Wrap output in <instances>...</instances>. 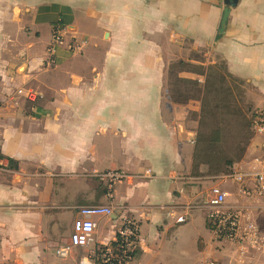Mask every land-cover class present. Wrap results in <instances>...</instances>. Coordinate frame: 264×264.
Masks as SVG:
<instances>
[{"label":"crops","instance_id":"crops-1","mask_svg":"<svg viewBox=\"0 0 264 264\" xmlns=\"http://www.w3.org/2000/svg\"><path fill=\"white\" fill-rule=\"evenodd\" d=\"M218 65L264 109V0H0V264H80L115 245L123 216L140 225L135 264H264V196L197 160ZM261 145L254 131L233 172ZM108 171L127 178L110 189L98 177ZM217 186L258 248L214 239ZM93 206L114 210L96 219V244L59 259L78 210Z\"/></svg>","mask_w":264,"mask_h":264},{"label":"built area","instance_id":"built-area-1","mask_svg":"<svg viewBox=\"0 0 264 264\" xmlns=\"http://www.w3.org/2000/svg\"><path fill=\"white\" fill-rule=\"evenodd\" d=\"M54 43L63 44L62 36L56 33ZM17 95L25 97L29 101L38 99L34 91L18 90ZM253 131L262 136L261 156L257 157L251 168L245 171L233 172L223 175L222 179L240 185V191L247 197L264 196V109L255 113L252 122ZM0 170H2L0 166ZM145 175L152 172L147 170ZM101 181L108 182L110 189L127 178L124 172L108 171L98 174ZM252 186V187H250ZM254 186V187H253ZM227 193L220 186L211 190L206 204L210 209L208 222L210 230L217 242H236L248 244L258 248L261 238L257 228L247 222L243 225V215L240 211L227 208ZM114 215L110 206L84 207L78 210V218L73 223V231L69 242L56 250L59 259H67L76 248H89L96 244L97 218H109ZM121 225L116 233L115 245L106 249L97 246L92 249L90 258H84L80 264H135V255L140 243V225L130 216L121 218ZM185 218H179L178 222H184ZM207 264H216L213 261Z\"/></svg>","mask_w":264,"mask_h":264},{"label":"rangeland","instance_id":"rangeland-1","mask_svg":"<svg viewBox=\"0 0 264 264\" xmlns=\"http://www.w3.org/2000/svg\"><path fill=\"white\" fill-rule=\"evenodd\" d=\"M217 69L210 76L209 93L201 116L199 150L202 149V156L198 161L200 164L209 163L212 175L221 177L228 175L218 173L221 170L227 172V160H233L236 164L243 157L253 137L255 113L251 101L245 97L243 83L225 75L223 66L218 65Z\"/></svg>","mask_w":264,"mask_h":264},{"label":"trees","instance_id":"trees-1","mask_svg":"<svg viewBox=\"0 0 264 264\" xmlns=\"http://www.w3.org/2000/svg\"><path fill=\"white\" fill-rule=\"evenodd\" d=\"M185 64L184 63H180V64H177V66H184ZM208 84H207V86L205 87V96H204V99H203V108H202V112L204 111V105H205V99H206V96H207V94L209 93V88H208ZM202 120V119H201ZM200 126H201V123H200ZM201 137H200V139H199V134H198V140H197V160H199L200 161V157L202 156V149H200L199 150V142L201 143ZM244 155H245V151L243 152V157H244ZM243 157L241 156L240 158H239V160H238V162H240L242 159H243ZM199 161H198V163H199ZM235 162L233 161V160H227L226 162H225V166L226 167H228L229 169L227 170V172L225 171V170H221V171H218V173H220V172H222V173H227V174H229V173H231L232 172V168H233V166L235 165L234 164ZM200 164V163H199ZM207 165L208 167H209V171H210V174H213V171H212V169H211V165L209 164V163H204V165ZM227 169V168H226ZM215 173H217V172H215ZM221 173V174H222Z\"/></svg>","mask_w":264,"mask_h":264},{"label":"water","instance_id":"water-1","mask_svg":"<svg viewBox=\"0 0 264 264\" xmlns=\"http://www.w3.org/2000/svg\"><path fill=\"white\" fill-rule=\"evenodd\" d=\"M236 5V2H230L229 5H228V8H226L224 10V14H223V18H222V22H221V32H223L224 28L226 27V24H227V20H228V17H229V14H230V9L229 8H232Z\"/></svg>","mask_w":264,"mask_h":264}]
</instances>
